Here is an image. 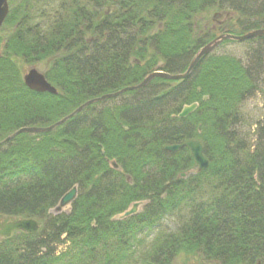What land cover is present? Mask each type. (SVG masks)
Returning <instances> with one entry per match:
<instances>
[{
  "label": "trees",
  "instance_id": "1",
  "mask_svg": "<svg viewBox=\"0 0 264 264\" xmlns=\"http://www.w3.org/2000/svg\"><path fill=\"white\" fill-rule=\"evenodd\" d=\"M209 11L225 21L197 29ZM263 19L264 0H10L0 27V217L39 229L0 238V264H174L181 253L264 264V119L250 137L240 114L261 84L264 35L250 66L210 53L182 80L154 77L2 143L153 72L184 73L223 31L263 29ZM18 61L46 63L57 93L28 89ZM193 139L209 162L201 172L187 147L165 149ZM72 187L69 211L50 214ZM135 202L141 210L119 218Z\"/></svg>",
  "mask_w": 264,
  "mask_h": 264
},
{
  "label": "water",
  "instance_id": "2",
  "mask_svg": "<svg viewBox=\"0 0 264 264\" xmlns=\"http://www.w3.org/2000/svg\"><path fill=\"white\" fill-rule=\"evenodd\" d=\"M9 0H0V27L2 26L4 20L6 19L8 12H9ZM264 35V29L261 30H254L251 32H248L241 36H235L230 34H222L218 37H216L214 40L209 42L207 45L202 47L193 57L191 62L189 63L187 69L184 73L179 74H167L163 73L161 71L153 72L149 75H147L139 84L123 88L119 91H116L114 93L105 94L99 98L92 99L90 101L85 102L84 104L80 105L78 108H76L72 113H70L68 116L64 117L63 119H60L59 121L53 123L52 125L48 127H24L18 129L16 132H14L12 135L6 137L3 142L10 141L12 138H14L16 135L21 133H45L53 130L56 126L61 125L64 123L68 118L72 117L73 115L79 113L82 111L86 106L97 102L102 101L105 99H111L119 97L122 93L126 91L141 89L147 85V83L154 77H162L166 79L171 80H182L186 78L192 69L197 64L198 60L205 55H208L211 53L222 41L224 40H236V41H245L248 39H251L256 36H262ZM23 83L24 85L37 93H50L52 95H55L57 93L56 89L45 79L44 75L40 72H38L36 69L31 68L29 69L24 75H23ZM196 104H191L189 106L183 107L181 112L179 113V118H184L188 116L190 113H192L196 109ZM183 145H171L166 146L165 149L167 151H177L179 148H181ZM184 146H186L197 166L198 171H203L208 167V160L203 155L202 146L199 140H190L187 141ZM114 168H116L115 164H112ZM77 195V189L76 187H72L67 193H65L61 199L58 202L57 210H60L61 208L68 207L71 205V203L74 201ZM140 203H133L131 207L125 211L120 218H126L129 217L137 212V209L139 207ZM39 229V223L36 219L32 218H21L13 221H8L4 223L0 227V237L3 239H9L11 238L12 234L14 232H24L27 234H34Z\"/></svg>",
  "mask_w": 264,
  "mask_h": 264
},
{
  "label": "rangeland",
  "instance_id": "3",
  "mask_svg": "<svg viewBox=\"0 0 264 264\" xmlns=\"http://www.w3.org/2000/svg\"><path fill=\"white\" fill-rule=\"evenodd\" d=\"M225 14L227 13L228 16H233L230 11H223ZM217 13L215 11L205 12L202 15H199L196 18V28L197 29H209L214 25H217L220 22L225 21L224 19H220L222 16H216ZM220 19V20H219ZM219 20V21H218ZM235 22V18L229 19L228 25H232ZM224 29V28H223ZM218 32H216L217 34ZM224 33V31L222 32ZM260 42L255 38L245 40V41H236V40H229L228 42H221L216 49L212 52L214 55H227L232 56L238 59L243 66H250L252 62L250 55L255 53V50L258 49ZM264 63V62H263ZM262 63V74H261V84L255 91V93L246 99L242 105L240 106V114L245 115V120L243 121L242 129L252 137L253 131L255 126L252 125L253 122L256 120L261 121L264 119V64ZM19 69L22 73V76L31 68L36 69L38 72L43 73L46 69V63L42 64H35V65H28L23 63L22 61H18ZM117 101V99H116ZM143 204V203H142ZM58 204L52 208L49 212L52 215H56L59 213H67L70 209V206L61 208L57 210ZM142 205L138 208V212L141 210ZM5 218L0 217V227L5 223ZM13 220V219H10ZM9 221V220H8ZM176 225V218L175 217H168L162 223V228L165 230H171L175 228ZM146 233L144 234L145 241L150 239L151 236H148L146 239ZM64 247L61 246L58 248L63 249ZM174 264H217V263H209L208 261L202 259L197 255H189L185 253L179 254L176 259L174 260Z\"/></svg>",
  "mask_w": 264,
  "mask_h": 264
}]
</instances>
